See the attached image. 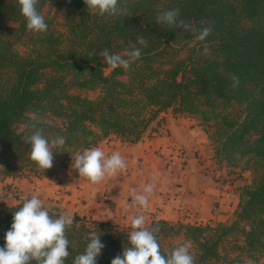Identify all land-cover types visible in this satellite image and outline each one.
Returning a JSON list of instances; mask_svg holds the SVG:
<instances>
[{
	"label": "trees",
	"instance_id": "obj_1",
	"mask_svg": "<svg viewBox=\"0 0 264 264\" xmlns=\"http://www.w3.org/2000/svg\"><path fill=\"white\" fill-rule=\"evenodd\" d=\"M118 6L131 15L92 14L84 0H40L48 28L36 33L17 0H0V175L38 167L25 142L34 119L49 140L66 138L53 153L66 165L110 136L138 141L170 110L207 133L218 166L248 172L250 181L224 221L151 219L147 225L160 226L162 253L187 241L196 264L258 262L264 258V0H120ZM176 8L195 32L156 23L158 13ZM208 26L210 35L198 40ZM140 36L146 47L137 43ZM133 45L142 55L130 70L112 69L98 56L107 47L127 58ZM22 202L0 207V247ZM92 231L105 244L97 264H110L129 246L130 227L75 215L66 229L65 264L83 253Z\"/></svg>",
	"mask_w": 264,
	"mask_h": 264
},
{
	"label": "rangeland",
	"instance_id": "obj_2",
	"mask_svg": "<svg viewBox=\"0 0 264 264\" xmlns=\"http://www.w3.org/2000/svg\"><path fill=\"white\" fill-rule=\"evenodd\" d=\"M46 10L44 8L43 13ZM89 94L93 97L95 92ZM168 118L171 120L170 115ZM173 122L178 130L167 128L162 135L164 142L154 148L149 146L141 161H133L138 154L142 155L140 152L134 157L135 148L118 142L113 136L100 141L97 147L107 155L121 153L126 159L127 170L98 184L80 177L71 168V159L66 165L55 159L53 167L43 172L39 167L26 166L16 176L0 175V207L36 195L43 207L52 212L85 215L123 228L130 227L135 215H144L146 225L153 218L201 224L226 220L238 201L240 187L250 181V174H241L236 168L222 164L218 169L207 133L188 117ZM182 173H189V178L184 179ZM147 183L153 184V192L148 194L147 207L141 208L134 203L131 190L142 193ZM248 264H264V258Z\"/></svg>",
	"mask_w": 264,
	"mask_h": 264
},
{
	"label": "clouds",
	"instance_id": "obj_3",
	"mask_svg": "<svg viewBox=\"0 0 264 264\" xmlns=\"http://www.w3.org/2000/svg\"><path fill=\"white\" fill-rule=\"evenodd\" d=\"M20 12L26 19L28 30L41 33L47 31L45 17L39 11L40 0H17ZM120 0H84V5L92 14L98 15H131L126 7H119ZM180 10H164L157 14L156 23L166 24L169 27L179 26L184 30L196 31L193 24L178 19ZM212 31L211 26L199 30L197 39L205 40ZM139 45L147 46L144 37L137 38ZM111 53L107 47L101 49L98 56L112 69L122 67L130 70L132 64L142 53L141 48L133 45L125 54ZM234 86L239 79L234 77ZM34 119L28 127L35 129L27 138L30 144V158L39 169H51L54 164V149L62 148L66 143L64 136H56L49 140L43 135V129L37 128ZM71 168L78 172L80 177L92 184H98L118 172L127 170L126 159L120 152L107 155L101 148L92 147L76 152L71 157ZM153 184L147 183L142 193L131 190L134 203L146 208L149 202L148 194L153 192ZM110 215V214H109ZM110 219V218H109ZM74 224V214L61 213L58 216L50 214L43 207L42 200L33 195L26 198L15 212L12 213V223L4 234L5 244L0 247V264H65L69 256V240L66 229ZM131 231L128 233V247H123L121 254L115 256L110 264H196L195 257L190 252V243H178L169 252L162 253L157 239L160 226L145 224L144 215H135L130 220ZM102 234L92 231L88 234V243L83 253L78 254L73 264H97L105 244L100 239Z\"/></svg>",
	"mask_w": 264,
	"mask_h": 264
},
{
	"label": "crops",
	"instance_id": "obj_4",
	"mask_svg": "<svg viewBox=\"0 0 264 264\" xmlns=\"http://www.w3.org/2000/svg\"><path fill=\"white\" fill-rule=\"evenodd\" d=\"M168 115L171 116V120L168 118ZM161 116H162V119L159 122L153 121L151 124L152 126L150 128H148L146 134H144L138 141H136L134 143H129L126 141H122L120 139H115V140H118V142H120L122 144H127V146L128 145L132 146L131 149L135 148L134 150H136V153H135L134 157L137 155L138 152H140L142 154V155L138 154L137 157H135V158L133 157L134 158L133 161L135 159H137V161H141L143 159L142 156H143L144 151L149 146L154 148L156 145H161L162 142H164V137L162 136L164 134L163 132L167 131V128H169L171 131H174V132H176V130H178V126L176 125V122H173L174 119H180V117H185V116H180V115H174L170 110L163 111ZM195 126H198L200 128V126L197 125L196 122H195ZM107 139H109V138H107ZM215 165L218 167V169L221 168L216 163H215ZM182 175H183V173H182ZM183 177H184V179L189 178V173H186L185 175H183ZM173 178H176L175 174H173ZM175 196L176 195H174V197ZM175 198L178 201V198L177 197H175Z\"/></svg>",
	"mask_w": 264,
	"mask_h": 264
}]
</instances>
